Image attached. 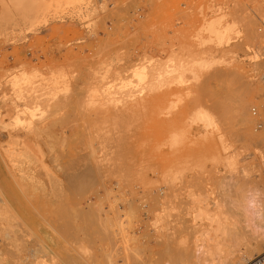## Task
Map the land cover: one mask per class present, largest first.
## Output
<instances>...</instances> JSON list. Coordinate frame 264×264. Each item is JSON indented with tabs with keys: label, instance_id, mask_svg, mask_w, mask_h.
Segmentation results:
<instances>
[{
	"label": "rangeland",
	"instance_id": "1",
	"mask_svg": "<svg viewBox=\"0 0 264 264\" xmlns=\"http://www.w3.org/2000/svg\"><path fill=\"white\" fill-rule=\"evenodd\" d=\"M250 1L23 0L16 7L0 0V146L18 140L40 151L9 167L22 192L10 176L3 183V193L19 202L21 215L12 209L8 223L18 239L25 236L26 253L16 256L8 245L12 255L1 264H52L58 257L62 264H216L264 238V86L258 83L264 49L254 38L259 27L264 34V23L236 6ZM204 46L199 59L213 66L198 70L195 80L182 67ZM32 88L48 117L29 133L16 121H26L28 101L18 98ZM197 106L219 130L211 139L198 123L173 157L164 143L168 130L188 122ZM164 169L187 172L186 187L164 186ZM6 170L0 165L1 179ZM193 173L205 179L193 181ZM44 245L60 250H48L53 262ZM259 252L242 264H253Z\"/></svg>",
	"mask_w": 264,
	"mask_h": 264
},
{
	"label": "bare ground",
	"instance_id": "2",
	"mask_svg": "<svg viewBox=\"0 0 264 264\" xmlns=\"http://www.w3.org/2000/svg\"><path fill=\"white\" fill-rule=\"evenodd\" d=\"M22 1L23 0H14V5L16 6V7H19V6H21V4H22ZM236 6H239L240 8H242V7H245V8H248L249 10H251L252 11V13L256 16V17H258L261 21H262V23H264V0H251L249 3H247V4H245V6L244 5H236ZM232 23H236V22H234V21H232ZM261 28L259 27L255 32H254V38H255V40H256V44H258V47L261 49V50H263L264 49V46H262V43L264 42V34H263V30H260ZM264 45V44H263ZM200 49V48H199ZM205 49H207L205 46L204 47H201V49H200V52H199V54L200 55H198V57H196L197 59H192V61H189V64H188V62H187V66H184V67H182V68H184V70H185V68H186V72H189V73H191V74H193V76H194V78H195V80L196 79H198V75H197V73L200 71V70H208V69H211L212 68V66H213V64H210V62H209V60L208 61H201L200 59V57L201 56H203L204 54L203 53H201L202 51L203 52H205L204 50ZM193 58V57H192ZM200 58V59H199ZM188 60V59H187ZM173 61V60H172ZM186 61V60H185ZM262 62H264V58L262 59ZM182 63V62H181ZM181 63H180V65L179 66H182L181 65ZM183 65H186L185 63L183 64ZM171 66V65H170ZM260 66V67H259ZM258 67H259V70H260V76H259V81H258V83H259V87H262V86H264V64L262 65V63L259 65ZM175 69L174 67H169V69ZM177 68H178V65H177ZM199 70V71H198ZM258 70V71H259ZM167 72V71H166ZM168 73H170V72H168ZM184 73H185V71H184ZM180 75V74H179ZM164 78V77H163ZM180 79H181V77H180ZM140 81H142V80H140ZM165 83V82H164ZM263 83V84H262ZM162 84V83H161ZM165 84H167V83H165ZM19 85V84H18ZM263 89V88H262ZM259 90H260V88H259ZM264 91V90H263ZM21 93V90H20V87L18 86H16V88H15V90L13 91V94H16V97H18L19 96V94ZM38 92H37V90H35V92H34V89L32 88L31 90H29V91H27V92H24V93H22V96H20V98H18L19 100H21V101H24V102H26L27 103V101H28V108L25 110V113L23 114V116H25V119H26V121H24V122H21V120H19L18 119V121H16V125L18 124V126L20 125V126H22L23 128L21 129V131H26V132H29V133H34L35 131H34V124L35 123H37V122H43L45 119H47V117H48V111L46 112L42 107H41V105H40V103H39V98L41 97V96H38V94H37ZM195 98V97H194ZM195 99H197V98H195ZM200 100V99H199ZM15 103H18V101L16 102L15 101ZM176 103V102H175ZM198 103H200L199 101H198ZM225 104V103H224ZM243 105H242V110H241V112H240V110H239V112L241 113V116H243V118L244 119H246L249 115H248V112L246 111V104L247 103H242ZM5 105V104H4ZM15 105V104H14ZM196 105H198V106H201V104L199 105V104H197V102H196ZM195 105V106H196ZM216 105V104H215ZM214 105V106H215ZM245 105V106H244ZM263 105V104H262ZM261 105V106H262ZM18 106V105H17ZM17 106H16V108H17ZM198 106H197V109H198ZM213 106V107H214ZM217 106V105H216ZM22 107V106H21ZM168 107V106H167ZM174 107V106H173ZM203 107V106H202ZM202 107H200L197 111H195L194 112V114H192V116H190V119L188 120V122H182V124L181 125H179L178 124V126H172V130H168V135H169V137H167V140H166V137H165V141H164V143L166 142L167 144H165V146L167 145V146H169V148L168 149H170V153L171 154H173L172 156L174 157L175 155H177V154H180V151L179 150H181V148L183 149V147L185 146H187V145H185L186 144V141H188V143L187 144H189V136L190 135H192L193 136V134H195V131H197V129H196V126H197V124L198 123H203L204 124V127L206 128V130H207V135L209 136V135H211V134H213V133H215V132H217L218 130H219V128H218V121L216 120V119H214L212 116H211V113H208V112H206ZM246 107V108H245ZM196 108V107H195ZM216 108V107H215ZM225 108H226V104H225ZM228 108V107H227ZM262 108V107H261ZM264 108V107H263ZM55 109V108H54ZM193 109V108H192ZM56 110V109H55ZM167 110H168V108H167ZM174 110V109H173ZM173 110H170L171 112L173 111ZM264 110V109H263ZM262 110V111H263ZM9 111V110H8ZM169 111V110H168ZM169 111V112H170ZM15 112V111H14ZM21 112V111H20ZM53 112L54 113H56L54 110H53ZM61 112V111H60ZM264 112V111H263ZM193 113V112H192ZM229 113V112H228ZM183 114V113H182ZM181 114V115H182ZM180 115V114H179ZM226 115H227V119H228V114L226 113ZM264 115V114H263ZM52 116H55V115H52ZM64 116V115H63ZM65 117V116H64ZM67 117V116H66ZM179 117V116H178ZM225 119H226V116L224 117ZM251 118V117H250ZM10 119V118H9ZM185 119H187V117L185 118ZM23 120V119H22ZM63 120H66V119H64L63 118ZM62 120V121H63ZM175 120V119H174ZM223 120V119H222ZM1 121H3V119L1 120ZM168 121H170V120H168ZM167 121V122H168ZM176 121H178V120H176ZM184 121V120H183ZM54 122V121H53ZM2 123V122H1ZM5 123H6V121H5ZM66 122H63V124H65ZM171 123H172V121H171ZM185 123V124H184ZM223 123V122H222ZM55 124H56V122H55ZM54 123H52L51 125H55ZM168 124V123H167ZM3 125V124H2ZM6 125V124H5ZM26 125V126H25ZM50 125V126H51ZM56 126V125H55ZM55 126H53V128L55 127ZM39 127V126H38ZM67 127H68V125H67ZM48 129V128H47ZM167 129V128H166ZM44 130V129H43ZM41 131V130H40ZM48 131V130H47ZM51 131V130H50ZM169 131H171V133L169 134ZM7 132V131H6ZM10 132V131H9ZM49 132V131H48ZM47 132V133H48ZM5 133V132H4ZM18 133V132H17ZM37 133H39V132H37ZM41 134H42V132H40ZM160 133V132H159ZM167 133V132H166ZM51 134V133H50ZM19 135V134H18ZM37 135H39V134H37ZM43 135V134H42ZM206 135V136H207ZM40 136V135H39ZM52 136H53V134H52ZM167 136V135H166ZM207 136V137H208ZM10 137V136H9ZM41 137V136H40ZM210 137V136H209ZM33 138V137H32ZM211 138V137H210ZM210 138H208V140L210 139ZM53 139L54 138H52L51 140L53 141ZM212 139V138H211ZM161 140V143L163 142V140H164V138H161L160 139ZM201 140V139H200ZM51 141V142H52ZM58 141V140H57ZM191 141V140H190ZM195 142V141H194ZM240 142V141H239ZM161 143H159V145L161 144ZM206 143H208V141L206 142ZM212 143H213V140H212ZM215 143V142H214ZM235 143V142H234ZM35 144V143H34ZM49 144V143H48ZM51 145H52V143H50ZM154 144H156V143H154ZM153 144V145H154ZM229 144V143H228ZM200 145V144H199ZM206 145V144H205ZM211 145V142H210V144H209V146ZM223 145V144H222ZM227 145V144H226ZM31 146V144L30 143H27L26 145L23 143V145H22V141H21V143H20V141H18V140H16L11 146H8V147H3V146H0V165L3 167V168H5V169H7L6 171H8V172H6V173H8V177L6 176V177H4V179H1L0 178V202H2L3 204H4V206H6V207H4L3 209H8V210H6V211H4V210H1L2 209V207L0 208V239H1V243H0V264H1V262L3 261V259L5 258L4 257V255H6V254H11V253H9V252H11V251H13V254L14 255H16V253H18L19 252V254H23V253H21V249H24L25 247V245L23 246V243L25 244V242H23V243H21V241H20V238H22L24 235H22V237L20 236V238L18 239L17 238V236H16V234H15V231L13 230V225L12 224H9L10 223V217H12L13 216V214L11 213V211H12V209L14 210V211H16V214H19V215H21V212L19 211V209H18V203L19 202H17L16 200H11L7 195H6V193H3V183L6 181V180H8L9 179V181H11V179L13 180V182H12V184H13V186L15 187V189L17 190H20L21 191V189H22V187L23 186H21L20 185V183L18 182V181H16L15 180V177H14V175H13V173L11 172V170H10V168L9 167H11L12 169H14L17 165H18V163H17V161L20 159V157H22V155H26V156H31V155H33L34 157H37V153L38 152H40L39 150H37V148L36 147H34L35 145H33V142H32V146ZM43 146H45V144L43 145ZM48 146V145H47ZM163 144H161L160 145V147L162 148H160V150L161 151H163ZM165 146H164V149H167V148H165ZM192 146V145H191ZM201 146V145H200ZM204 146V145H203ZM208 146V145H207ZM215 146V145H214ZM229 146H231L230 144H229ZM38 147V146H37ZM188 147H189V145H188ZM195 147V146H194ZM198 147V146H197ZM205 147V146H204ZM191 148V147H190ZM196 148V147H195ZM208 148H210L211 149V147H208ZM208 148H207V150H208ZM212 148H213V146H212ZM224 148V147H223ZM205 149H206V147H205ZM209 149V150H210ZM214 149V148H213ZM155 150V149H154ZM156 150H158V147L156 148ZM184 150V149H183ZM199 150V149H198ZM201 150H203V148L201 149ZM206 150V151H207ZM200 151V150H199ZM198 151V152H199ZM204 151V150H203ZM210 151H212V150H210ZM209 151V152H210ZM223 151H224V149H223ZM229 151V150H228ZM179 152V153H178ZM197 152V151H196ZM205 152V151H204ZM214 152V151H213ZM226 152V151H225ZM157 153V152H156ZM160 153V152H159ZM163 153V152H162ZM190 152H188V154H186V155H190L189 154ZM242 153V152H241ZM30 154V155H29ZM40 154V153H39ZM39 154H38V156H39ZM168 154V153H167ZM184 154V153H183ZM184 154V155H185ZM192 154V153H191ZM201 153H199V155H200ZM165 155V154H164ZM154 156H156V155H154ZM168 156V155H167ZM195 156V155H194ZM235 156V155H234ZM25 157V156H24ZM178 157V156H177ZM181 157H182V155H181ZM184 157V156H183ZM193 157V156H192ZM202 157H203V155H202ZM201 157V158H202ZM209 157V156H208ZM23 158V157H22ZM38 158V157H37ZM54 158V157H53ZM155 159H157L156 157H154ZM197 158H200V157H198L197 156ZM196 158V159H197ZM204 158V157H203ZM202 158V159H203ZM205 158H206V156H205ZM241 158V157H240ZM55 159V158H54ZM57 159V158H56ZM67 159V158H66ZM68 159H70V158H68ZM164 159H165V157H164ZM188 159H189V156H188ZM195 159V160H196ZM208 159V158H207ZM212 159V158H211ZM215 159V158H214ZM214 159L212 160V161H214ZM225 159V158H224ZM231 159H233V158H231ZM52 160V159H51ZM168 160V159H167ZM175 160V159H174ZM182 160V159H181ZM193 161H194V159H192ZM201 160V159H200ZM199 160V161H200ZM50 161V160H49ZM54 161V160H53ZM56 161V160H55ZM63 161V160H62ZM65 161V160H64ZM70 161V160H69ZM164 161V160H163ZM171 161V160H170ZM170 161H169V164H170ZM198 160H196V162H197ZM210 161V160H209ZM215 161H216V159H215ZM58 162V161H57ZM154 162V161H153ZM174 162V161H173ZM180 162V161H179ZM182 163H184L183 161H181ZM192 162V161H191ZM203 162H204V160H203ZM227 162V161H226ZM59 163V162H58ZM61 163V162H60ZM59 163V164H60ZM64 163V162H63ZM62 163V164H63ZM97 163V162H96ZM178 162H176V164H177ZM198 163V162H197ZM213 163V162H212ZM229 163V162H228ZM56 164V163H55ZM67 164H68V162H67ZM155 164V163H154ZM171 164H172V162H171ZM195 163H193V165H194ZM215 164V163H214ZM227 164V163H226ZM53 166H54V164H52ZM97 165V164H96ZM151 165H153V164H151ZM219 165V164H218ZM65 166V165H64ZM163 166H164V162H163ZM173 167H174V165H172ZM178 166H179V163H178V165H177V168H178ZM185 166V165H184ZM184 166H181V167H184ZM196 166V165H195ZM226 166H228V165H226ZM229 166H232V165H229ZM98 167H101V166H98ZM151 167V166H150ZM192 167H194V166H192ZM202 167V166H201ZM68 168V166L65 168V169H67ZM70 168V167H69ZM164 168H167V167H164ZM195 168V167H194ZM197 168V167H196ZM229 168V167H228ZM58 169L59 170H61L60 169V165H59V167H58ZM98 169H100V168H98ZM174 169V168H173ZM173 169H169V170H166V169H164V170H166V171H164V172H161L162 174L161 175H163V180H164V183L163 184H165L164 186H167V185H175V186H177V185H181V187H183L182 185H184L187 181H186V178H188V175H186V173L187 172H184V170H173ZM185 169V168H184ZM193 169V168H192ZM199 169V168H198ZM198 169H196V170H198ZM189 170V169H188ZM56 171V170H55ZM62 171H64L63 169H62ZM61 171V172H62ZM163 171V170H162ZM199 171V170H198ZM204 171V169H202V172H201V169H200V172L199 173H201V176H202V173H204L203 172ZM14 172V171H13ZM59 172V171H58ZM70 172V171H69ZM157 172V171H156ZM159 172V171H158ZM2 173V172H1ZM1 173H0V176H1ZM4 174V173H3ZM16 174V173H15ZM188 174V173H187ZM156 175V174H155ZM157 175H158V173H157ZM190 175H192L190 178L193 180V181H196L197 180V178H199V176L198 177H196V176H194V173L193 174H190ZM3 176V175H2ZM9 176L11 177V179L9 178ZM66 176V175H65ZM71 176V175H70ZM204 176V175H203ZM209 176V175H208ZM160 177V176H159ZM69 179V178H68ZM195 179V180H194ZM199 179H201V178H199ZM198 179V180H199ZM205 179V178H204ZM203 179V180H204ZM202 180V179H201ZM200 180V181H201ZM202 180V181H203ZM154 181V180H153ZM186 181V182H185ZM189 181H190V179H189ZM206 181V180H205ZM84 182V181H83ZM152 182V181H151ZM191 182V181H190ZM189 182V183H190ZM66 183H69V182H66ZM150 183V182H149ZM184 183V184H183ZM189 183H187V184H189ZM205 183V182H204ZM207 183V182H206ZM159 184H161V183H159ZM194 184V183H193ZM197 185H198V182L196 183ZM195 184V185H196ZM202 185H203V183H201ZM200 184V185H201ZM211 184V183H210ZM68 185V184H67ZM158 185V184H157ZM162 185V184H161ZM186 185V184H185ZM184 185V186H185ZM150 186V185H149ZM160 186V185H159ZM194 186V185H193ZM192 186V187H193ZM205 186V185H204ZM82 187H84V186H82ZM155 187V186H154ZM186 187V186H185ZM184 187V188H185ZM172 188H175L174 190L176 191V187H172ZM177 188H178V186H177ZM189 188V187H188ZM195 188V187H194ZM198 188H200V186L198 187ZM69 189V188H68ZM154 189V188H153ZM181 189V188H180ZM178 190L179 192L180 191H182V189L181 190ZM189 189H191V188H189ZM193 189V188H192ZM197 189V188H196ZM2 190V191H1ZM152 190V189H151ZM173 190V191H174ZM198 190V189H197ZM172 191V190H171ZM195 191V190H194ZM17 192V191H16ZM22 192V191H21ZM177 192V191H176ZM175 192V195L176 194H178V192L176 193ZM190 192V191H189ZM188 192V193H189ZM192 192V191H191ZM207 192V191H206ZM153 193V192H152ZM168 193H170V192H168ZM200 193V192H199ZM204 193V192H203ZM19 194V193H18ZM174 193H172V195L171 196H174L175 197V195H173ZM187 194V193H186ZM191 194V193H190ZM194 194V193H193ZM182 195V194H181ZM184 195V194H183ZM192 195V194H191ZM165 197H167V196H165ZM177 197V196H176ZM196 197V196H195ZM156 198H158V197H156ZM174 199V198H173ZM195 199V198H194ZM206 199V198H205ZM158 200H159V198H158ZM165 201V200H164ZM156 202V201H155ZM159 203V202H158ZM162 203V202H161ZM160 203V204H161ZM167 202H165V204H166ZM203 203H205V202H203ZM164 204V203H163ZM169 204H170V202H169ZM195 204H196V202H195ZM159 205V204H158ZM178 205V204H177ZM161 206H163L162 204H161ZM175 206V205H174ZM179 206V205H178ZM186 206H187V204H186ZM160 207V206H159ZM164 207H166V206H164ZM188 207V206H187ZM64 208V207H63ZM172 208V207H171ZM178 208V207H177ZM166 209H168V208H166ZM170 209V208H169ZM168 209V210H169ZM176 209V208H175ZM163 210V209H162ZM165 210V209H164ZM167 210V211H168ZM180 210V209H179ZM186 211H187V208H186ZM193 211H194V209H193ZM198 211V210H197ZM180 212V211H179ZM182 212V211H181ZM184 212H185V210H184ZM169 213V212H168ZM172 213V212H171ZM74 214V213H73ZM178 214V213H177ZM176 214V215H177ZM180 214V213H179ZM181 214H184V213H181ZM188 214V213H187ZM162 215V214H161ZM165 215H166V212H165ZM170 215V214H169ZM186 215V214H185ZM184 215V216H185ZM198 215V214H197ZM23 216V215H22ZM163 216H164V214H163ZM180 216V215H179ZM165 217V216H164ZM167 217V216H166ZM165 217V218H166ZM169 217V216H168ZM190 217V216H189ZM162 218V217H161ZM165 218H164V220H165ZM199 218V217H198ZM78 219V218H77ZM120 219V218H119ZM125 219V218H124ZM180 219V218H179ZM190 219V218H189ZM113 220V219H112ZM129 220V219H128ZM196 220V219H195ZM105 221V220H104ZM125 221H127V219H125ZM158 221V220H157ZM156 221V222H157ZM162 221V220H161ZM166 221V220H165ZM169 221V220H168ZM175 221H179L178 219L177 220H175ZM183 221V220H182ZM186 221V220H185ZM9 222V223H8ZM58 222V221H57ZM132 222V221H131ZM159 222H160V220H159ZM163 222V221H162ZM171 222V221H170ZM169 222V223H170ZM107 223V222H106ZM161 223V222H160ZM164 223H166V222H164ZM163 223V224H164ZM176 223V222H175ZM11 225L12 226V233L14 232V234H12L11 233V229H9L10 227H9V225ZM174 224V223H173ZM193 224V223H192ZM8 225V226H7ZM108 225V224H107ZM106 225V226H107ZM131 225V224H130ZM168 225V224H167ZM170 225V224H169ZM115 226V225H114ZM160 226H161V224H160ZM180 226H182V225H180ZM9 227V228H8ZM108 227V226H107ZM124 227V226H123ZM162 227V226H161ZM177 227V226H176ZM127 228V227H126ZM183 228V227H182ZM9 229V230H8ZM58 229H60V227H58ZM175 229V228H174ZM57 230V229H56ZM100 230V229H99ZM161 230V229H160ZM165 230V229H164ZM175 230H177V229H175ZM188 230V229H187ZM10 233H8V232ZM60 231V230H59ZM168 231V230H167ZM182 231H184V228H183V230ZM61 232V231H60ZM124 232V231H123ZM17 233V232H16ZM92 233V232H91ZM98 233H100V232H98ZM98 233H96V234H98ZM101 233H103V232H101ZM11 234H12V236H13V238L15 239V238H17V239H15V240H12L13 238H12V236H11ZM63 234V233H62ZM61 234V235H62ZM159 234V233H158ZM168 234V233H167ZM60 235V236H61ZM87 235V234H86ZM88 235H90V233H88ZM92 235V234H91ZM109 235V234H108ZM112 235V234H111ZM114 235V234H113ZM173 235V234H172ZM71 236V235H70ZM93 236H94V234H93ZM92 236V237H93ZM100 236H102V234L100 235ZM176 236V235H175ZM25 237V236H24ZM23 237V238H24ZM62 237V236H61ZM69 237V236H68ZM89 237V236H88ZM91 237V238H92ZM104 237V236H103ZM113 237V236H112ZM126 237V236H125ZM169 237V236H168ZM22 238V239H23ZM71 237H69V239H70ZM106 238V237H105ZM164 238V237H163ZM174 238V237H173ZM244 238V237H243ZM21 239V240H22ZM63 239H64V236H63ZM73 239V238H72ZM72 239H71V241H72ZM99 239V238H98ZM104 239V238H103ZM109 239V238H108ZM112 238H111V236H110V240H111ZM158 239V238H157ZM160 239V238H159ZM177 239V238H176ZM65 240V239H64ZM81 240V239H80ZM99 240H102V239H99ZM99 240H98V242H99ZM106 240V239H105ZM167 240V239H166ZM170 240V239H169ZM244 240H246V239H244ZM17 242V241H20V245H21V247H23V248H20L19 250L17 249V248H19L20 247V245L18 244L17 245V243H13V244H11V242ZM22 241H25V240H22ZM68 241V240H67ZM74 241V240H73ZM91 241V240H90ZM111 241H113V240H111ZM115 241V240H114ZM129 241V240H128ZM161 241V240H160ZM176 241V240H175ZM258 241V240H257ZM256 241V242H257ZM27 242L28 241H26V244H27ZM58 242V241H57ZM81 242H83V241H81ZM95 242V241H94ZM102 242V241H101ZM129 242H131V241H129ZM255 242V243H256ZM19 243V242H18ZM68 243V242H67ZM70 243V242H69ZM88 243H90V242H88ZM95 243H97V241L95 242ZM103 243V242H102ZM105 243V242H104ZM112 243V242H111ZM115 243V242H114ZM127 243V242H126ZM14 245V247H16V246H18L16 249H17V251H15V249L11 246V245ZM72 244V243H71ZM73 244H75V245H77V242L76 243H74L73 242ZM8 245H9V250H8ZM82 245V244H81ZM84 245V244H83ZM101 245V244H100ZM112 245V244H111ZM110 245V246H111ZM167 245V244H166ZM254 245V244H253ZM28 246V245H27ZM45 246V245H44ZM44 246H43V248H44ZM60 246V245H59ZM74 246V245H73ZM78 247L80 246L79 245V241H78V245H77ZM96 246H98V245H96ZM164 246V245H163ZM245 247H247L248 246V244L247 245H244ZM12 247V249H14V250H12V249H10ZM46 247V246H45ZM48 247V246H47ZM46 247V249L47 250H45V248L43 249V250H45V251H48L49 249V247L47 248ZM58 247V246H57ZM75 247V246H74ZM82 248H84L83 246H81ZM112 247H113V249H114V246L112 245ZM111 247V248H112ZM162 247V246H161ZM166 247V246H165ZM89 248V247H88ZM51 249H52V247H51ZM59 249H61L60 247H59ZM77 249V248H76ZM79 249H81V248H79ZM85 249V248H84ZM245 249V248H244ZM9 252H8V251ZM28 250V249H27ZM31 250V249H30ZM33 250V249H32ZM78 250V249H77ZM246 251H241L242 252V254L241 255H235V256H229V257H232V258H228V259H225V260H223V261H219V262H217L216 264H242V263H246L250 258H252V256L254 255V254H256V253H258L259 251V253H261L262 251H264V238H262V239H260L259 240V242L258 243H256V245H254V246H249V247H247L246 249H245ZM262 250V251H261ZM4 251H7L8 253H4ZM26 251V249H24V254L26 253L25 252ZM29 251V250H28ZM50 251V250H49ZM49 251L47 252V254L49 253ZM53 251V250H52ZM60 251V250H59ZM59 251H57V249L55 250V253L57 252H59ZM62 251L63 250H61V253H62ZM116 251V250H115ZM15 252V253H14ZM23 252V251H22ZM51 252V251H50ZM79 252V251H78ZM81 252H82V249H81ZM93 252V251H92ZM113 252V251H112ZM118 252V251H117ZM140 252V251H139ZM180 252V251H179ZM28 253V252H27ZM41 253V252H40ZM44 253V252H43ZM51 253H54V251L53 252H51ZM51 253H49L50 254V257H48V258H51L53 255L51 254ZM54 253V254H55ZM80 253V252H79ZM115 253V252H114ZM45 254V253H44ZM78 254V253H77ZM85 254V253H84ZM87 254H88V252H87ZM89 254H91V252L89 253ZM141 254V253H140ZM12 255V254H11ZM43 255V254H42ZM58 255H60V254H57V257H58ZM79 255V254H78ZM94 255V254H93ZM131 255H133V254H131ZM136 255V254H135ZM176 255V254H175ZM17 256V255H16ZM21 255H19L18 256V258H20V259H22L21 257H20ZM29 256V255H28ZM39 256V255H38ZM46 256V255H45ZM100 256H102V255H100ZM107 256H109V255H107ZM158 256V255H157ZM54 258H56L55 257V255L53 256ZM52 257V258H53ZM77 257V256H76ZM83 257V256H82ZM95 257V256H94ZM103 257V256H102ZM116 257V256H115ZM134 257V256H133ZM136 257V256H135ZM134 257V258H135ZM36 258V257H35ZM47 258V259H48ZM53 258V260H52V262L54 261V260H58V262H56V263H58L59 264V262H60V264H62L63 262H61L59 259L61 258H56V259H54ZM62 258H63V256H62ZM88 258V257H87ZM96 258V257H95ZM95 258H93V259H95ZM109 257H107V259H108ZM112 258V257H111ZM110 258V259H111ZM177 258H179V257H177ZM64 259V258H63ZM85 260H86V258H84ZM107 259H106V261H107ZM115 259V258H114ZM117 259V258H116ZM127 259V258H126ZM133 259V258H132ZM169 259V258H168ZM23 260V259H22ZM21 260V261H22ZM36 260V259H35ZM49 260V259H48ZM97 260V259H96ZM101 260H103V259H101ZM165 260V259H164ZM24 261V260H23ZM23 261L21 262V263H23ZM27 261V260H26ZM63 261H65V260H63ZM76 261V260H75ZM134 261V260H133ZM140 261V260H139ZM163 261V260H162ZM177 261V260H176ZM256 261V260H255ZM254 261V262H255ZM28 262V261H27ZM29 262H30V259H29ZM39 262V261H38ZM43 262V261H42ZM49 262H51V260L49 261ZM51 262V263H52ZM55 262H53L54 264H55ZM72 262V261H71ZM87 262V261H86ZM85 262V263H86ZM94 262V261H93ZM100 262V261H99ZM99 262H97V263H99ZM105 262V261H104ZM52 263V264H53ZM88 263V262H87ZM86 263V264H87ZM130 263H131V260H130ZM28 264V263H27ZM35 264H36V262H35ZM39 264H40V262H39ZM43 264V263H42ZM47 264V263H46ZM64 264H68V262H66V263H64ZM89 264H92V263H89ZM140 264V263H139ZM166 264V263H165ZM176 264V263H175ZM253 264H255V263H253Z\"/></svg>",
	"mask_w": 264,
	"mask_h": 264
},
{
	"label": "built area",
	"instance_id": "3",
	"mask_svg": "<svg viewBox=\"0 0 264 264\" xmlns=\"http://www.w3.org/2000/svg\"><path fill=\"white\" fill-rule=\"evenodd\" d=\"M255 264H264V254L256 259Z\"/></svg>",
	"mask_w": 264,
	"mask_h": 264
}]
</instances>
